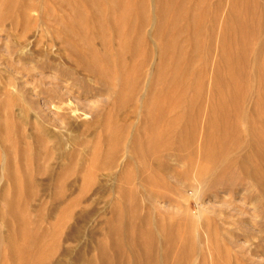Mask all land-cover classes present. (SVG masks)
Returning a JSON list of instances; mask_svg holds the SVG:
<instances>
[{"label":"bare ground","instance_id":"bare-ground-1","mask_svg":"<svg viewBox=\"0 0 264 264\" xmlns=\"http://www.w3.org/2000/svg\"><path fill=\"white\" fill-rule=\"evenodd\" d=\"M207 2L209 1L0 0V31H6L5 26L9 24L12 29L20 30L17 41H25L29 35L36 32L37 21L49 26L54 38L51 43H46L45 51L48 55L64 51L63 53L67 54L69 60L80 71L93 76L97 82L103 84L108 101L113 100L110 110L120 113L128 110L130 105L133 106L132 114L144 122L148 129L145 131L142 126L136 129L137 125L125 123L126 120L121 122L113 114L105 116L103 125L108 132L107 136L111 137L107 139L110 141L113 139V141L111 144L110 141L108 142V145L110 144L108 152L100 159L101 167L113 166L118 154L114 147L122 140L119 135L124 136L123 132L127 133V131L131 133L135 128L131 152L139 160L149 157L150 170L146 172V168L144 170L142 167L139 179L141 187L149 193V199L156 201V197H162L163 195H157L156 191L161 187L168 192H176L178 196L183 195L181 182L178 180L181 181L186 175V169L193 163L194 156L199 155L200 159L205 157L210 160L209 162L213 165L210 164V166L214 168L212 170L211 167L212 171H208H211L207 180L208 186H225L228 192L232 193L248 183L250 198L264 215V0H227V10L222 9L223 0H217L215 5H212L210 1L209 5L217 9L212 15L206 10ZM192 7L201 13L192 17L187 11L189 8L193 9ZM182 9L186 10V14L191 17L184 15ZM219 10L221 13L226 10L225 15L221 14L222 20ZM36 12L38 16L34 17L33 13ZM207 16L210 20L212 16L208 27L205 25ZM149 27L151 30L148 29ZM147 41L151 43V46L146 44ZM38 42L43 41L38 39ZM97 42H100V47L97 46ZM25 45L27 46V43ZM8 49L11 55L20 52L17 46H8ZM254 50L261 52L262 55L252 60L249 56ZM155 56L158 58L156 59ZM47 62L38 61L34 55L26 54L21 56L20 64L10 63V67L18 73L24 72L29 76L52 72L44 77L40 75L41 78L43 77V81H40L51 84V87L46 84L49 87L47 90H45L46 86L43 88L44 85L42 88L49 97L59 103V110L65 111L66 108L63 105L67 104L71 113L73 109L70 100L76 86V76H74L76 68L62 67L53 60ZM207 75L208 78L211 77V82L209 79L206 80ZM60 81L70 82V86L67 85L66 90L63 89L64 93ZM114 81L117 82L118 89ZM13 82L9 81L8 86L10 83L13 85ZM190 90L194 92L193 95L191 92L190 96L187 95L181 101L174 102L178 93L179 95L181 92L188 94ZM17 99L16 97V99L2 100L0 104L5 107L8 102L9 104L18 102ZM246 100L252 103L248 105L247 110L243 108V105L247 103ZM173 102L175 106L180 104L185 107L182 108L185 112L181 114L176 108L178 114L172 116L169 113L171 111L168 110L175 106L168 107L167 104ZM66 111L63 113L58 111L60 119L66 120L70 117V113ZM241 120L246 123V128L243 130L245 138L239 133L242 132L239 127ZM2 121V132L5 133L3 136L7 138L5 140L7 141L12 136V127L15 131L17 125L10 114ZM198 127L201 135L199 134L200 141L196 145L195 135L199 132ZM38 134L40 135V132ZM44 135L40 136L39 142L42 145H45ZM17 148L19 149L18 146ZM13 149L12 146L7 147L10 154ZM20 149L24 154L30 151L28 145ZM78 154L75 147L65 154V158L70 161L69 166L60 171L56 177L55 197L59 201H68L69 209L75 203L66 196L65 187L68 186V181L74 174ZM198 160H196L197 163ZM85 161H81L80 168L87 166L88 161ZM9 164H13L11 157H9ZM206 169L204 168L203 171ZM196 171L200 172L198 169ZM208 172H204L203 176ZM196 174L199 175V173ZM81 177L88 181V171L87 173L83 171ZM29 179L30 181L25 183L27 197L33 199L36 191L34 185L30 184L33 178L31 179L30 176ZM202 186L200 184L196 190L197 197H200ZM118 188L126 210L119 208L121 204L114 206L113 212L117 219L107 224V232L114 249L120 250L122 238L127 237L125 213L133 222L140 214L139 209L136 208L137 198L132 197L134 193L132 194L131 190L122 185ZM167 196L170 195L167 194ZM5 197L10 206H8L10 209L8 220L14 223L24 219L26 223L24 217L28 212L25 213V211L31 204L27 202L25 206L16 209L15 201L8 195ZM69 209H66L67 214L71 215ZM36 219L40 220V218ZM58 220L56 223H51L54 231L57 229ZM31 227L34 228L33 225ZM50 227L45 234L46 238L52 237L47 236ZM19 234L17 237L21 236ZM23 238H26L25 235ZM42 238L40 241L42 240L44 244L47 240L43 236ZM167 238L172 242L170 233ZM16 244L17 241L12 242V245ZM20 245L19 249L23 247L21 243ZM101 246L103 252H100L102 254L100 259L102 258L103 263H100L112 264L107 262L105 243H101ZM219 248L218 245L217 249ZM22 249L24 251L28 248ZM41 253L39 252L40 257ZM40 257L41 260L43 256ZM180 259L177 260L178 263H181L182 259ZM26 260H23L21 264L24 262L30 264L32 261L28 260L30 262L28 263ZM43 261L45 262V258ZM49 261L48 264L51 263Z\"/></svg>","mask_w":264,"mask_h":264},{"label":"rangeland","instance_id":"rangeland-1","mask_svg":"<svg viewBox=\"0 0 264 264\" xmlns=\"http://www.w3.org/2000/svg\"><path fill=\"white\" fill-rule=\"evenodd\" d=\"M195 1L193 0V2ZM208 1L206 10L212 15L213 11H217L215 6H212L217 0ZM150 7H152V3H150ZM224 8L228 9L227 0H223L222 9ZM187 11L192 17L201 13V11H196V8H189ZM225 11L223 10L222 13L220 11L221 20V14L225 15ZM182 13L188 15L183 9ZM33 15L34 17L38 16L37 12ZM190 15L188 16L191 17ZM205 18L203 19L204 23ZM208 18L209 16H207ZM210 18L212 20V16ZM211 20L206 21V27L210 25ZM37 22L36 32L29 35L27 41H17L20 30L12 29L9 24L5 26L6 31H0V103L2 100L18 98V102L14 104L10 103V105L8 102L5 107L0 104V264H21L26 259L28 263L31 262L30 264L36 260L35 264H42L44 258L46 262L44 264H48L50 259V264H101L102 258L100 259V257H102L101 253L103 252L101 243H105L107 262H112V264H264V215L251 200L248 183L232 193H229L225 186H208L209 174L214 169L212 162H209L210 160L205 159V157L202 160L198 157L199 155H195L192 160L194 164H189L191 166L186 169L188 173L186 172L181 181L178 180L181 182L184 197L183 195L178 196L176 192H168L167 189L161 187L156 191L157 195L163 196L156 197V201L149 199V193L141 187L139 182L142 167L144 170L146 168V172L150 170L149 157H143L139 160L131 152L136 129L142 126L146 131L147 126L132 114V105L129 106L128 110L126 108V111L123 110L120 113L113 109L110 110L113 100L108 101V95L103 90L104 85L97 82L93 76L80 71L69 60L67 54L63 53L64 51L48 55L45 46L47 42L53 41V33H51L49 26ZM148 29L151 30V27ZM38 39H42L44 43H39ZM146 44L151 46L149 41ZM8 46H17L20 52L11 55ZM97 46H101L100 42H97ZM258 52L254 50L249 58L253 60L262 55L261 52L259 54ZM26 54L34 55L38 61L51 62L53 60L62 67L76 68L74 69L76 86L70 100L73 111L70 113L69 106L63 105L67 110L65 111L70 113L68 119H60L58 111L60 113L65 111L59 110V103L49 97L47 92V94L45 93V90L49 88L47 86L51 87V84L42 82V78L52 72L47 71L44 74L29 76L24 72V75L18 73L10 67V63L20 64L21 56ZM156 57L158 58V56ZM212 68L213 65L211 71ZM40 75L43 77L41 78ZM205 78L211 80L208 75ZM79 79H81L80 82ZM11 80L14 81L13 85L10 83L8 86ZM114 82V85H117L116 89H118L117 82ZM69 83L60 81L62 92L64 88L66 90L67 85L70 86ZM46 84L48 85L46 86ZM42 85H44L43 88L46 86L45 90ZM190 93L193 95L194 92L192 90L188 94L181 92V96L178 93L174 102L181 101L187 95L190 96ZM174 102L167 104L168 107L175 106ZM246 102H244L245 107L243 105L245 110H247L248 105L252 104L248 100ZM179 105L176 104L175 107L170 108L172 110H168L171 111L169 113L172 116L173 114L174 116L177 115L176 111L178 112V110L181 114L185 112L182 110L185 107L180 105V108ZM8 114L12 116L17 126L15 131L12 127V136L5 141L7 138L4 137L5 133L2 132L1 125L3 124L2 120ZM109 114H113L120 121L126 120L125 123H133L137 127L135 126L136 129L134 128L131 133L123 132L125 135L121 136L122 138L119 135L122 140H120V144L117 143L114 147L115 152L118 153L117 159L115 158L112 167L103 168L99 165L100 159L108 152L109 145L113 141V139L112 141L107 139V137L110 139L111 137L107 136L108 132L103 125L104 117ZM239 124L242 130L239 133L245 138L243 130L246 128V123L241 120ZM200 132L199 128V132L196 133L197 136L195 135V141H198L195 142L196 145L200 141L198 140ZM41 134H47L44 135L45 145L39 142ZM109 141L110 144L108 145ZM27 145L30 151L24 154L20 148ZM8 146H12L16 150L13 149L10 154L7 151ZM74 147L79 152L76 158L77 166L73 176L68 181V186L65 187L66 196L74 200L75 203L69 209L68 201H59L55 197L56 177L60 171L69 166L70 161L65 158V154L73 150ZM9 157L13 158V164H9ZM195 157H197L196 160L199 159L198 163ZM26 160L28 161L27 164ZM85 160L88 161L87 166L80 168L81 161ZM207 167L210 169H206ZM204 168L206 170L203 171ZM197 169L200 172L196 171ZM209 170L211 171L208 172ZM83 171L85 173L88 171V181L81 177ZM206 171L208 173L203 176ZM30 176L31 179L33 178L30 184L34 185L36 191L33 199L27 197V186L25 185L27 181H30ZM200 184L203 186L200 197H197L196 190ZM118 185L131 190L132 194L134 193L132 197L137 198L138 205L136 208L139 209L140 214L138 219L133 222L125 213L127 237L122 238L120 250L114 249L113 242L107 232V224L115 222L117 219L113 212L114 206L121 204V207H118L122 208L123 211L126 210L118 192ZM6 195L15 201L16 209L25 206L27 202L31 204L30 208L27 207L28 209L26 208L25 211V213L28 212L24 217L26 223H24V219L14 223L8 220L10 219V206L6 201ZM66 209L70 210L71 215L67 214ZM39 215L40 217H38ZM36 218H40V220ZM60 218L63 219L60 220ZM57 219H59L57 229L54 231L51 223H56ZM35 224L39 225L36 226ZM48 227H50V234L48 233L47 236L51 235L52 237L48 236L47 238L50 240L45 235ZM169 233L172 235V242L167 238ZM17 234L21 236L17 237ZM24 235L26 238H23ZM42 236L47 240L44 244H42ZM14 241H17L16 245H12ZM20 243L22 248H30L31 250L25 249L23 251L21 247L19 249ZM218 245L220 246L219 249H217ZM33 252L36 253L35 257H33ZM39 252H42V258L39 256ZM47 252L49 259H46L48 258ZM179 259L181 263L177 262ZM28 260L34 261L29 262Z\"/></svg>","mask_w":264,"mask_h":264}]
</instances>
